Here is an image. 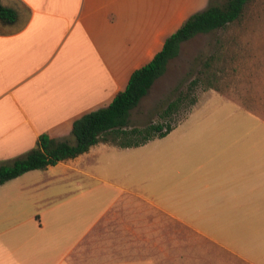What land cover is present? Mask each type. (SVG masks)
Masks as SVG:
<instances>
[{"label":"crops","instance_id":"1","mask_svg":"<svg viewBox=\"0 0 264 264\" xmlns=\"http://www.w3.org/2000/svg\"><path fill=\"white\" fill-rule=\"evenodd\" d=\"M14 1L24 14L0 31V163L43 133L74 143V120L109 104L163 48L165 41L155 46L169 6ZM154 139L100 142L0 184V264H193V232L217 240L194 223L196 214L264 248L262 144L226 147L230 158L205 155L181 176L174 147Z\"/></svg>","mask_w":264,"mask_h":264},{"label":"rangeland","instance_id":"2","mask_svg":"<svg viewBox=\"0 0 264 264\" xmlns=\"http://www.w3.org/2000/svg\"><path fill=\"white\" fill-rule=\"evenodd\" d=\"M226 1L169 0L156 49L161 48L159 41L164 42L192 14L212 3L223 5ZM10 26L0 22V31ZM211 55L215 58L207 66ZM196 76L200 77L195 89L197 103L191 110L181 108L169 117L173 124L178 123L177 126L152 142L174 147L181 176H184V170L189 174L193 163L203 161L205 155L215 158L225 154L230 158L233 152L226 147L239 143L264 146V0H253L242 20L226 28L199 33L182 42L179 54L168 61L165 72L131 111V124L145 126L161 121L160 113L168 102L179 91L186 92L190 80ZM70 139L75 142L72 133ZM187 212L190 217L191 211ZM194 218L195 224L199 223L208 234L237 253L223 247L217 240L193 232V264H253V261L264 264V248L251 243L246 245L244 243L248 241L230 237L219 231V226L205 221L201 214ZM257 254L263 257L256 258Z\"/></svg>","mask_w":264,"mask_h":264},{"label":"trees","instance_id":"3","mask_svg":"<svg viewBox=\"0 0 264 264\" xmlns=\"http://www.w3.org/2000/svg\"><path fill=\"white\" fill-rule=\"evenodd\" d=\"M252 2L253 0H227L223 5L212 3L206 9L192 14L165 40L163 48L148 63L132 72L126 88L120 90L109 104L86 112L74 120L71 130L75 137L74 143L68 139L58 140L47 133L41 134L34 148L0 163V184L29 170L46 168L59 161L75 158L100 142L134 147L156 137L166 136L178 124H173L169 117L181 108L191 110L197 103L195 89L200 82L199 76L190 80L186 92L179 91L168 102L160 113L161 121L150 122L145 126L132 125L131 111L165 72L168 61L179 54L182 42L199 33L226 28L231 23L242 20ZM23 14L24 10L16 1L10 3L0 0L1 23L16 25ZM214 58V55L209 57L207 66L211 65L210 61Z\"/></svg>","mask_w":264,"mask_h":264}]
</instances>
